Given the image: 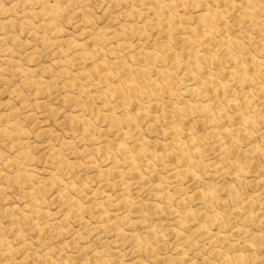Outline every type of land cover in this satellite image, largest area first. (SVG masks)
I'll use <instances>...</instances> for the list:
<instances>
[{
  "label": "rangeland",
  "instance_id": "1",
  "mask_svg": "<svg viewBox=\"0 0 264 264\" xmlns=\"http://www.w3.org/2000/svg\"><path fill=\"white\" fill-rule=\"evenodd\" d=\"M45 1L57 3L59 11L47 15L39 4L0 0L3 5V10H0V129L10 131L12 124H16L24 132L23 135L0 133V235L8 241V246L16 248V252L3 255L1 251L6 246L0 248V264H54L56 260L59 264H102L108 255L109 264H226L230 258L233 264H264V25L246 27L237 33L245 43V50L254 52L257 49L261 53V67H256L258 63L255 61L247 62V68H253H249V74L258 75L260 84L244 85L249 92L259 89L258 93L254 92L251 101L257 108L254 127L258 132L251 138L242 139L237 145H231L235 139L233 133L216 129L219 136H210V125L201 120L200 113H195L191 116L193 120L183 123V128L188 133L209 137L208 146L202 149L200 156L201 161L213 164V167L197 168L198 176L184 175L173 181L168 194L160 195L155 188L156 180L166 177L169 169L176 166L173 158H167V167L158 166L156 172L145 176L143 181L131 180L136 185L128 192L137 207L117 208L108 200H101L103 205L97 208L95 205L99 200L93 199L91 191L107 182L106 195L109 200L115 201L120 195L128 194L119 181L131 178L123 173H98L106 163L97 145L107 142L109 147L116 148L121 141L120 135L126 131L125 126L116 127L100 115L112 111V107H108L100 96L119 80V74L93 68L92 64L97 59L89 61L84 57H74V49L66 46V40L86 42V49H101L100 58L109 61L117 58L127 64L131 63L136 48L144 49L145 56L138 63L142 66L153 63L165 73H172V81H179L175 88L178 91L190 85V79L195 74H187L178 68V59L159 55L162 57L159 61L153 57L154 45L168 37L166 32L159 33L158 29L147 27L145 32L117 33L122 23L142 25L144 19L140 14L147 8L143 0L139 4L133 0ZM193 6L184 12L186 23H194L197 9L195 3ZM130 9L136 13H129ZM49 18L50 29L38 27ZM87 20H92V24H87ZM232 23L233 18H230ZM248 37L259 41L258 44L251 46ZM120 41L129 44L127 51H117ZM215 55L220 58L219 52ZM186 62L193 63V57L189 56ZM23 69L30 72L26 74ZM151 78L157 79L154 76ZM146 81L144 76L137 77L141 90L149 89ZM234 89L233 94H238L239 85H234ZM128 110L129 116H134L139 125L138 129L132 130V135L144 137L147 148L162 153L168 141L161 134L167 122L162 119L156 121L161 108L152 106L149 109L152 118L145 117L142 111ZM114 112L117 117L127 118L123 116L122 108ZM76 115L82 118L78 124L72 122V117ZM153 118L155 120L151 122ZM83 120H91L96 125V131L85 132ZM223 123L221 127L230 126L228 122ZM218 139L227 147V155H223V148L214 146ZM17 140L20 142L18 147L31 156L23 162L26 170L34 172L31 181L14 179L12 173L16 169L2 165L5 158L14 155ZM63 141L69 144L62 146ZM251 147L256 148L248 152ZM58 150L62 153L60 158L53 155ZM114 154L120 155L118 152ZM62 160L67 161L62 171L64 182L73 181L77 186L88 183L85 191L70 192L90 209L82 215L83 222L79 225L70 223L64 226L60 222L67 208L57 197L59 187L50 185V175L56 172ZM89 161L93 162L86 165ZM231 163L239 165L238 174L233 169L229 170L232 175L222 170ZM118 166L119 170L128 168L121 161ZM235 176H238L237 180ZM30 186L41 189L37 194L44 201L41 209L48 211L50 217L35 218L27 212L25 214L27 200L22 195V189ZM206 190H214L220 202L213 204L202 198L201 193ZM158 201L161 209L154 208ZM201 201L206 203L205 207ZM164 203L167 205L163 206ZM103 211H111L119 218L129 215L134 224L112 221L108 229H97L101 221L98 215ZM216 212L224 215L225 224L210 223ZM52 222L54 225L43 231L36 226L43 227ZM181 222H187L188 226L177 235L175 231L180 228ZM201 222H209L211 229L223 231L227 242L211 244L209 236L197 229ZM116 226L128 235L117 237L111 230ZM235 229L245 230L247 234L241 235ZM153 231L162 232L164 237L155 238ZM190 241L193 242L188 246ZM148 245L154 250L145 251L144 247ZM176 245L182 246V255L178 256L175 252ZM210 247L216 252L209 254ZM96 251L102 253V260L93 258ZM239 253L245 258H238L236 255Z\"/></svg>",
  "mask_w": 264,
  "mask_h": 264
},
{
  "label": "bare ground",
  "instance_id": "2",
  "mask_svg": "<svg viewBox=\"0 0 264 264\" xmlns=\"http://www.w3.org/2000/svg\"><path fill=\"white\" fill-rule=\"evenodd\" d=\"M139 1L140 0H133V2H138L137 4H139ZM143 1L145 5H147V8L140 14L144 19L142 25L122 23L119 29H117V33L128 34L138 31L145 32V28L147 27L150 29H158L159 33L166 32L168 37L165 40L158 41L154 45L155 54L153 57L159 61L162 59L159 55L168 56L170 59H178V68L187 74L195 75L193 79H190V82H192L190 85L178 91L175 88L176 85L179 84V81H172L174 80L172 78V73H165L164 69L160 70L153 63L143 66L138 63L139 60L145 56L144 49L136 48L135 53L131 56V63L127 64L124 60L117 58H113L111 61L100 58V56H102L101 49H86V42L81 43L75 39L66 40V46L74 49V57H84L89 61L97 59L92 64L93 68L104 69V73L116 72L119 74V80L111 84L107 91L103 92L100 96L108 107H112V111L109 110L107 114L100 113V115L102 118L109 120L116 127L121 128L125 126L126 131L120 135L121 141L119 140L116 148L109 147L107 142H101L97 145L96 148L102 151L104 154L103 159L106 163L101 170H98V173H123L131 178L130 180L124 178L119 181L125 187L124 191H127L128 194L120 195L115 201L109 200V197L106 195L105 188L108 185L107 182L100 184L95 190L91 191L93 199L99 200L95 205L97 208L103 205L101 200H108V203L110 202L113 207L117 208L120 206H136L137 203L135 204L129 196L130 190H133L136 185L131 180L137 179L143 181L145 176L154 174L158 166L167 167V158H173L176 162V166L169 169L166 177L161 178L159 181L155 179L158 182L155 188L160 195L168 194L169 186L174 185L173 181L179 180L184 175L190 174L194 177L198 176L199 172L196 170L197 168L204 166H209L208 168L213 167V164H205L201 161L202 156H200L202 149L208 146L207 140L209 137L188 133L186 132L187 129L183 128V123L193 120L194 118L192 117L193 119H191V116L195 113H200L201 117H199L201 120H204L205 123L210 125V130H212L210 131V136H219V131L221 129H223L222 131L224 132L233 133L235 139L231 141V145H237L242 139L251 138L258 132L254 127L257 123L254 112L257 108L253 106L251 101L255 93H258L259 89L255 88L253 90L255 93L252 91L249 92V90L244 89V85L260 84V77L258 75L249 74V70H253V68H247V62L255 61L258 63L256 67H261L263 65L262 62H259L261 53L257 49L254 52L248 51L247 49L245 50V43L242 37H239L237 33L242 29L245 30L246 27L264 25V0H190L189 2L187 0ZM28 2L39 4L41 10L47 15L59 11L58 5L55 2L50 3L45 0H22V4L27 5ZM193 3L196 4L197 9V12L193 16L194 23H186L183 17L185 14L184 12L191 9ZM2 6L0 4V10H3ZM136 8H138V6ZM132 9H130L131 12L129 13H136V11ZM230 18H233L232 24H230ZM50 20L49 18L43 21L38 27L40 26L41 29L45 30L50 29ZM88 23L92 24V20H87V24ZM117 33L114 34L117 35ZM248 40L251 46L259 42L253 41L251 37H248ZM88 48H90V46H88ZM128 48L129 44L126 41H120L117 44V51H127ZM218 52L220 58L215 55ZM189 56L194 59V62L191 64L186 62ZM22 71L26 74L30 72L28 69H23ZM139 76L146 77V84L149 86L148 90H141L139 88L137 83V77ZM152 76L157 79H152ZM102 77L103 76L99 78ZM234 85H239V89L237 90L238 94L236 95L233 94L235 90ZM86 94L89 95V93ZM192 98L195 100L192 101ZM152 106H159L162 110L161 114L156 118V121L162 119L167 122V126L161 131V134L166 136V140L168 141L167 144L164 145L166 148L162 153L158 150L147 148L146 139L144 137L139 138L132 135V130L135 128L138 129L139 125L134 116H129L130 111L128 109L131 108L136 111H142L141 114L148 117L151 111L149 109ZM118 108L123 109V116L127 118L116 116L114 111ZM149 117L152 118L153 116ZM80 119L82 120L78 115L73 116L72 122L78 124ZM154 120L155 118H153L151 122H154ZM222 121H224L223 124L228 122L230 126L221 127ZM237 121H239V123H236ZM246 125H251L254 128L246 127ZM82 126L84 127L83 130L88 134L96 131V125H94L91 120H83ZM216 129L219 131H215ZM0 133L6 135H23L24 132L22 129L18 128L16 124H12L10 131L0 129ZM214 143V146L218 149L223 148L225 150L223 151V155L228 154V149L225 147V144L221 142V139H218ZM68 144L69 143L66 141L62 142V146ZM19 145L20 142L17 140L15 142L17 148L14 155L10 158H5L2 165L5 168L16 169L12 173L14 179H22L23 182L25 180L31 181L34 177V172L26 170L27 167L25 169L23 163L29 160L31 156L23 149L19 148ZM255 148L256 147H251L248 152L255 150ZM115 152L120 154L119 157L114 154ZM53 155L60 158L62 153L58 150L54 151ZM0 156H2L1 152ZM119 161L128 165V168L126 170H119ZM92 162L93 161H89L86 165H91ZM66 164L67 161L62 160L56 172L50 175V185L59 187L57 197L64 202L67 208V213L64 214V218L60 222H63L64 226L70 223L79 225L83 222L82 215L90 209L79 199L70 195V192L85 191L88 183L83 182V184L77 186L73 181L64 182L62 171ZM73 165L74 163L72 166ZM232 169L235 170V174H238L240 167L237 163H231L229 167L222 170H224L226 174L232 175V173L229 172V170ZM1 174L0 171V176H2ZM5 177H7V175ZM234 179L237 180L238 176H235ZM40 190L39 187L34 186L24 187L22 189V195L24 199L27 200L24 204V212L25 214L27 212L31 216H35V218L50 217L48 211H43L41 209L44 201L37 196ZM229 196L231 197V195ZM201 197L207 198L213 204L220 202V200L216 198L214 190L202 192ZM201 202L202 206L205 207L206 203L204 201ZM158 204H160L159 201L154 205V208L161 209ZM165 205H167V203L163 204V206ZM98 216H100L101 221L98 223L97 229H108V225L112 221H120L124 225L134 224L129 215H124L119 218V216L114 215L111 211H103L100 212ZM144 220L145 218H143L142 221ZM209 222H201L197 225V229L201 231V234L209 236L211 244L218 241H226L227 237L224 235V232L219 229H211ZM216 222L225 224V217L222 213L216 212L213 215L210 223ZM51 225H54V223H47L43 227L36 226L38 230L43 231ZM186 225L187 222H181L180 228L175 231L176 234L178 235L185 230V228H187ZM111 230L115 232L117 237L128 235L120 226H116ZM60 232H62V230H60ZM235 232H240L241 235L247 234V231L240 229H235ZM152 233L155 238L164 237L162 232L153 231ZM20 235L23 236V234ZM192 242L193 241H190L188 246H190ZM8 245V241L0 235V248L6 246L3 251L0 250L2 252L1 255L16 252V248ZM211 248L212 247H210V249ZM150 249L152 251L154 250V248L149 247V245L144 247L145 251H149ZM181 249V245L175 246V252H177L178 256L182 255ZM214 252L216 251L212 248L209 254H213ZM92 256L94 259L98 260H102L103 258L102 253L99 251H96ZM108 256L102 260V264L110 263V257ZM236 256L241 259L245 258L241 253ZM155 257H157V255ZM222 258L223 256H221V259ZM231 259L232 258H230L226 264H233ZM54 264H59V262L56 260ZM93 264H95V262Z\"/></svg>",
  "mask_w": 264,
  "mask_h": 264
}]
</instances>
